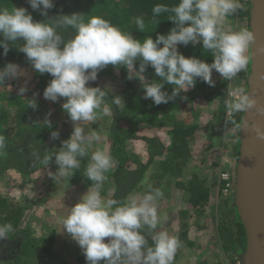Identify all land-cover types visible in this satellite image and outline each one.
<instances>
[{"label":"trees","instance_id":"1","mask_svg":"<svg viewBox=\"0 0 264 264\" xmlns=\"http://www.w3.org/2000/svg\"><path fill=\"white\" fill-rule=\"evenodd\" d=\"M178 3L179 0H54L55 6L48 10L47 17L33 11L27 0H0V8L24 7L35 21L49 20L59 14L78 13L85 21L92 16H99L122 32L131 34L134 39L143 41L148 36L155 40L157 34L167 35L175 26L173 21L167 20L170 13L156 17L159 21L156 24L153 21V7L157 4L172 7ZM240 3L241 9L222 22L221 26L225 30H249L250 0H240ZM137 17L144 19L145 32L137 29ZM62 35L66 40L70 39L74 30L62 31ZM0 39L3 37L0 36ZM178 50L186 57L195 56L207 63L213 59L210 52L202 49L201 44L179 45ZM246 55L249 57V49ZM8 62L17 63L24 70L29 91L20 96L18 89L15 93H9L3 89L5 86H0V135L6 138V148L0 155V183L11 174L30 179L45 170L55 172L58 166L54 156L46 169L35 161L32 152L39 151L43 156L45 151H57L62 146L61 141L68 139L73 131L72 125L68 123L70 118L62 109L64 99L51 102L42 95L52 77L47 73L36 72L25 54L15 47L10 49L7 56L3 55V49L0 48V68ZM135 66L138 69V61ZM249 66L248 60L246 70L233 80H224L214 71V87L197 79L194 88L186 93L181 92L174 101L160 105L143 98L141 81L129 80L126 68L108 65L101 70L97 79L90 81L88 86L107 88L104 89L108 93L105 104L110 107V113H100L96 122H91L102 137L89 150L88 157L81 158V169L60 184L50 178L46 192L39 198L29 200L24 198L27 197L25 194H20L14 200L0 193V224L11 223L15 229L9 234V239L0 240V248L6 247V254L2 253L5 258L0 259V264H86L80 247L65 241L69 234L62 230L61 220L46 226V217L38 220L28 213L37 211L40 206H47L50 198L58 196L68 200L78 187L89 189L92 181L84 177L83 169L96 148L108 152L115 161L114 167L105 174L101 192L103 197L120 201L129 196L142 197L148 185L161 189L163 198L172 188L176 193L183 192L180 198L184 203L182 209L170 215L178 218L180 227L173 232V236L181 241L173 264H240L238 255L245 249L246 235L234 206V185L229 184L228 194L222 195L225 184L218 175L223 166L221 157L232 162L237 161L239 156L240 128H235L231 121L234 119L241 127L242 112L234 116L228 113L224 101L229 92L247 89ZM143 75L148 82L159 79L150 66ZM236 86L238 88L235 89ZM164 90L171 93L172 86L165 85ZM33 93H38L37 110L27 107V99L33 98ZM113 95L121 97L119 105L113 103ZM183 96L187 99H181ZM206 112L209 120L203 123L201 120ZM48 113H51V129L43 125ZM53 130L60 132L59 140H50ZM87 131H90L89 128ZM206 139H210V142ZM129 143L140 145L142 158L136 151L128 152ZM206 156L210 157V164L215 166L217 174L212 171L205 175V171L199 167ZM228 173L232 176V171ZM163 198L157 203L160 204ZM208 206L210 227L203 224V220L201 223L197 219L192 220L195 215L198 218L203 216ZM51 212V208L43 210L46 216ZM165 226L163 221L157 230L165 231ZM191 228L198 233L196 240L190 236ZM205 230L212 234L202 244L198 238ZM58 247L63 249L65 256H62L63 253L56 256ZM181 251H184V256H181ZM209 253L213 254L211 260L208 258ZM181 257L187 259L182 261Z\"/></svg>","mask_w":264,"mask_h":264},{"label":"clouds","instance_id":"2","mask_svg":"<svg viewBox=\"0 0 264 264\" xmlns=\"http://www.w3.org/2000/svg\"><path fill=\"white\" fill-rule=\"evenodd\" d=\"M27 3L45 17L55 6L54 0H27ZM241 7L240 0H179L172 7L157 4L152 9L153 21L157 24L156 17L170 13L167 20L173 21L175 26L167 35L157 34L155 40L148 36L143 41L134 39L99 16L85 21L78 13L59 14L49 20L35 21L24 7L0 8L3 55L7 56L15 47L25 54L36 72L49 74L52 79L42 95L51 102L63 98L62 109L73 125L69 138L61 141L62 146L57 151H45L41 156L34 150L35 161L47 169L55 157L57 170L48 171V176L56 184L68 181L81 169V158L88 157L94 143L101 140L95 129L86 132L82 125L96 122L100 113H110V107L105 104L108 93L104 89L107 88L88 84L95 81L98 73L108 65L126 68L129 80L139 79L143 98L151 99L155 105L174 101L181 92L194 88L197 79L214 87V71L224 80L236 78L247 68L249 57L246 53L254 43L255 35L246 28L229 31L221 25ZM135 24L138 30L145 32L142 17L135 18ZM68 29H73L74 35L66 40L62 31ZM190 43L201 44L205 52L211 53L212 62L195 56L186 57L178 50L179 45L186 47ZM149 66L158 80H146L143 74ZM24 75L19 64L8 62L0 68V86L7 87V81ZM165 85L172 86L171 93L164 90ZM28 91L26 80L18 87V95L24 96ZM36 96L38 93H33V98L27 99V107L33 110L38 109ZM120 102L121 97L113 95V103L119 105ZM224 105L234 116L256 107V101L246 90L236 89L228 93ZM257 111L264 112V108H257ZM50 115L46 114L43 122L49 129L52 128ZM231 123L240 128L234 119ZM59 139L60 132L51 131L50 140ZM5 148L6 138L0 135V155ZM236 162L232 169L222 166L219 172V179L225 184L222 195L228 194L229 184L234 185L235 191ZM114 165L108 152L100 148L91 152L83 175L92 184L62 220V230L80 247L86 264H173L181 241L167 231L157 230L167 219L157 210V201L163 198V191L148 185L142 197L129 196L124 201L103 197L105 174ZM228 171H232V176ZM223 175L228 179L224 180ZM14 231L11 223L0 224V240L9 239V234ZM105 238H108L107 242Z\"/></svg>","mask_w":264,"mask_h":264},{"label":"water","instance_id":"3","mask_svg":"<svg viewBox=\"0 0 264 264\" xmlns=\"http://www.w3.org/2000/svg\"><path fill=\"white\" fill-rule=\"evenodd\" d=\"M250 73L246 91L256 107L242 112L235 171L234 206L246 235L240 264H264V0H250Z\"/></svg>","mask_w":264,"mask_h":264},{"label":"rangeland","instance_id":"4","mask_svg":"<svg viewBox=\"0 0 264 264\" xmlns=\"http://www.w3.org/2000/svg\"><path fill=\"white\" fill-rule=\"evenodd\" d=\"M26 80L28 81V79L25 76H22L17 80H10L6 83L7 87H4L3 89H5V91H7L9 93H15V91L18 89V87L20 85H22L23 83H25ZM236 88H238V87L236 86L235 89ZM241 89H243V88H241ZM204 115L205 116L201 120L203 123H205V122H207V120H209L208 119V116H209L208 113L206 112V113H204ZM68 123L72 125L71 120ZM82 127L85 128V131H87V128H89V130H91V128H93L91 122L84 123L82 125ZM99 127L100 126H98L97 128L99 129ZM72 128H73V125H72ZM96 131L102 137V134L100 133V131L99 130H96ZM208 142H210V139ZM127 150H128V152L129 151H133V152L136 151L138 156H140V158H142V156H143L142 148L140 147V145L138 143H129L127 146ZM221 158H220V161L223 163V168H226L228 170L233 168V165L235 162L234 160L232 162H230V160H228L226 158H223V157H221ZM200 165L201 166H199V167L202 168L203 171H205V175H208L210 172L212 173V171H213V174L214 173L217 174V172H218L215 169V166L210 164V157L209 156H206L205 158H203ZM217 169H218V167H217ZM48 171L49 170L39 172L36 174V176H32L30 179H23L22 177H20L18 175L11 174L10 177L5 178V180H3V182L0 183V193L2 195H5V196H11L14 198V200L16 198H18V195H20V194H25L27 197H24V198H27L29 200L39 198L42 196L43 192H46V189H47L46 186L48 184V181L50 180V177L48 176ZM87 190L88 189H86V188L78 187L73 193H71L69 195L68 200H63L58 196H56L54 198H50L47 200V202H48L47 206H40V207H38L37 211H33L32 213H28V214L31 217L37 218L38 220H42L43 218L46 217V219H44L45 220L44 223L46 226L54 224L55 221H56V223H59L60 220L62 222V220L69 214V212L71 210L70 208L79 202L80 198L84 194H86L85 192ZM83 191H85V192H83ZM175 191L176 190L174 188H172V191H170L167 195H165V197L160 202V204L157 203L158 214L162 217H164V216L167 217V219L164 220V223L166 224V226H165L166 228L164 230L170 231L169 234L176 232L180 227L177 224L178 218L172 217L170 215H174V212L175 211L177 212L180 209H182V207L184 205L183 201L180 200L181 196H183V192L176 193ZM214 192H215V190H214ZM209 207L210 206L205 208L207 211L203 216L201 215L198 218L195 215V216H193L192 220L197 219L199 223H201L203 220L202 223L206 224L207 227H210L211 222H210V218L208 215L209 210H210ZM50 208L52 210V212L50 214H48L47 216L45 214H43L44 209L50 210ZM41 230H43L42 225H41ZM46 231L47 230H45V232ZM43 232H44V230H43ZM190 232H191L190 233L191 238L196 240L197 239L196 236H198V233H196V230L191 228ZM210 233L212 234V232L209 230L203 231V233L200 234V238H198L199 239L198 241L202 244H205V242L208 240V238L210 236ZM57 234L59 235L60 232L58 231ZM172 235H174V233ZM58 240H60V237L58 238ZM65 241L68 243H76L74 240L71 239L70 235L68 236V238L65 239ZM63 252H64L63 249H61V247H58L56 250V256H58L59 253L62 254ZM180 253H181V256H184V251H181ZM62 256H65V254L63 253ZM208 256H209L208 258L210 259V258H212L213 254L209 253ZM184 258L187 259L186 257H181L180 260L183 261Z\"/></svg>","mask_w":264,"mask_h":264},{"label":"flooded vegetation","instance_id":"5","mask_svg":"<svg viewBox=\"0 0 264 264\" xmlns=\"http://www.w3.org/2000/svg\"><path fill=\"white\" fill-rule=\"evenodd\" d=\"M2 253L6 254V247L0 248V259H4L5 258V255H3Z\"/></svg>","mask_w":264,"mask_h":264},{"label":"built area","instance_id":"6","mask_svg":"<svg viewBox=\"0 0 264 264\" xmlns=\"http://www.w3.org/2000/svg\"><path fill=\"white\" fill-rule=\"evenodd\" d=\"M222 177H223L224 180L228 179L226 175H223Z\"/></svg>","mask_w":264,"mask_h":264}]
</instances>
